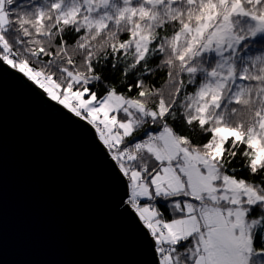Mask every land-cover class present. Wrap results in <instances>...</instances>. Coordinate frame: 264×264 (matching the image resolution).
<instances>
[{"label": "snow or ice", "instance_id": "snow-or-ice-1", "mask_svg": "<svg viewBox=\"0 0 264 264\" xmlns=\"http://www.w3.org/2000/svg\"><path fill=\"white\" fill-rule=\"evenodd\" d=\"M0 68L98 141L152 264H264V0H0Z\"/></svg>", "mask_w": 264, "mask_h": 264}, {"label": "water", "instance_id": "water-1", "mask_svg": "<svg viewBox=\"0 0 264 264\" xmlns=\"http://www.w3.org/2000/svg\"><path fill=\"white\" fill-rule=\"evenodd\" d=\"M45 100L0 68V264H152L98 141Z\"/></svg>", "mask_w": 264, "mask_h": 264}, {"label": "trees", "instance_id": "trees-1", "mask_svg": "<svg viewBox=\"0 0 264 264\" xmlns=\"http://www.w3.org/2000/svg\"><path fill=\"white\" fill-rule=\"evenodd\" d=\"M102 73H103V75H102V79H103L106 83H111V84H113V85H117V84H118V80H119V78L116 77V76H114V75H112L110 68H105V69H103V70H102ZM158 86H159V85H158ZM236 166L238 167L239 165H236ZM158 206L161 207V210H162V211L164 210L162 204H159Z\"/></svg>", "mask_w": 264, "mask_h": 264}, {"label": "rangeland", "instance_id": "rangeland-1", "mask_svg": "<svg viewBox=\"0 0 264 264\" xmlns=\"http://www.w3.org/2000/svg\"><path fill=\"white\" fill-rule=\"evenodd\" d=\"M142 199H146V198H142Z\"/></svg>", "mask_w": 264, "mask_h": 264}]
</instances>
